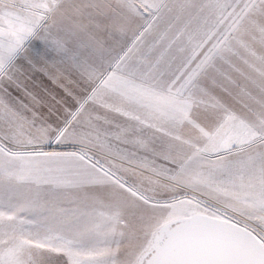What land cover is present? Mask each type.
<instances>
[{
  "label": "snow or ice",
  "instance_id": "1",
  "mask_svg": "<svg viewBox=\"0 0 264 264\" xmlns=\"http://www.w3.org/2000/svg\"><path fill=\"white\" fill-rule=\"evenodd\" d=\"M0 264H264V0H0Z\"/></svg>",
  "mask_w": 264,
  "mask_h": 264
},
{
  "label": "crops",
  "instance_id": "2",
  "mask_svg": "<svg viewBox=\"0 0 264 264\" xmlns=\"http://www.w3.org/2000/svg\"><path fill=\"white\" fill-rule=\"evenodd\" d=\"M33 74L34 84L31 82V87L38 94V96L44 102H53L52 97H59L57 99H61L64 95V88L62 85H67L66 80H56L55 78L50 76V72L48 71H38ZM48 70V69H47ZM41 74V75H40ZM71 86V85H69Z\"/></svg>",
  "mask_w": 264,
  "mask_h": 264
},
{
  "label": "rangeland",
  "instance_id": "3",
  "mask_svg": "<svg viewBox=\"0 0 264 264\" xmlns=\"http://www.w3.org/2000/svg\"><path fill=\"white\" fill-rule=\"evenodd\" d=\"M133 39L134 37L131 35V33H128L126 36H123V37L117 36L113 41H110V43L115 47V52H119L120 54H123V52L121 51V48H123V51H127V48L132 45ZM139 47H141V50H143V46H139ZM115 52L113 54H115ZM38 71H40V69ZM47 71L50 73H53L55 70L52 68H49ZM35 73H37V71H35ZM30 87H31V82H30ZM217 94L222 95V93L219 92V89H217ZM57 98L59 97H56V99Z\"/></svg>",
  "mask_w": 264,
  "mask_h": 264
}]
</instances>
